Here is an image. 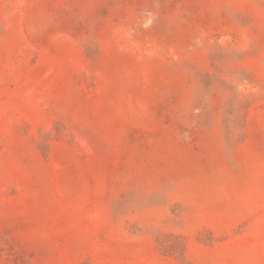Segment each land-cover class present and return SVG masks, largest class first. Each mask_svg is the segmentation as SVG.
I'll list each match as a JSON object with an SVG mask.
<instances>
[{"label":"rangeland","instance_id":"rangeland-1","mask_svg":"<svg viewBox=\"0 0 264 264\" xmlns=\"http://www.w3.org/2000/svg\"><path fill=\"white\" fill-rule=\"evenodd\" d=\"M0 264H264V0H0Z\"/></svg>","mask_w":264,"mask_h":264}]
</instances>
